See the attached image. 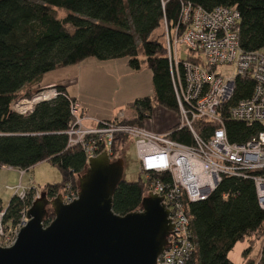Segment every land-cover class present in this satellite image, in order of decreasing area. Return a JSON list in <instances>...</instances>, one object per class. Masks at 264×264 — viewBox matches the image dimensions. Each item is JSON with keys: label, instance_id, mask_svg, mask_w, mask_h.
Returning <instances> with one entry per match:
<instances>
[{"label": "trees", "instance_id": "16d2710c", "mask_svg": "<svg viewBox=\"0 0 264 264\" xmlns=\"http://www.w3.org/2000/svg\"><path fill=\"white\" fill-rule=\"evenodd\" d=\"M183 1L0 0V168L28 170L49 161L63 177L62 182L44 188L49 198L68 183L79 189V177L86 171L88 160L80 145H70L67 133L75 120L69 99L75 97L65 85L42 82L45 74L91 57L102 61L128 58V64L139 70V55L143 49L152 70L158 104L178 111L164 40H153L151 36L163 28L164 19L170 26L177 24ZM190 1L207 10L217 6L238 9L241 46L246 51L264 48V0ZM56 7L71 12L59 18ZM51 86L60 92L58 97L38 103L32 113L20 114L13 108L17 99L31 97L34 91ZM254 86L251 79L239 77L230 105L251 97ZM131 105L136 115L125 117L122 123L144 127L145 120L153 116V100L139 98ZM227 110H224V123L232 143H245L263 130L260 124L250 125L230 118ZM194 126L207 138L218 125L199 120ZM167 133L176 142L195 145L192 132L181 128L180 124ZM129 139L127 135L116 137L112 145L114 152ZM151 177L170 180L169 175L152 174ZM147 183L148 179L144 181L141 177L137 181L123 180L113 197L115 213L126 215L142 209L143 200L148 196ZM33 190L26 200L12 197L8 219L17 221L20 218L21 211L32 202ZM189 210L196 247L185 264H235L230 253L239 242L249 241L243 252L245 257L258 240L264 242V209L258 202L251 177L224 176L207 199L189 203ZM261 253L259 264H264V243ZM245 264H253V260L248 259Z\"/></svg>", "mask_w": 264, "mask_h": 264}, {"label": "built area", "instance_id": "2783aa9c", "mask_svg": "<svg viewBox=\"0 0 264 264\" xmlns=\"http://www.w3.org/2000/svg\"><path fill=\"white\" fill-rule=\"evenodd\" d=\"M240 24L241 14L236 8L217 6L207 10L190 0L182 2L176 25L170 26L164 19L163 40L174 77L179 124L192 132L194 146L174 141L167 132L160 134L145 127L122 123L126 117L124 112L114 121L101 120L97 126L88 127L84 124L81 103L69 99L75 119L67 132L70 145H80L87 160L103 151L113 159L117 152L112 145L119 135H127L135 141L141 171L148 179L146 192L163 198L162 203L169 209L173 225L166 249L157 264H185L190 259L196 242L189 203L207 199L224 176L251 177L258 202L264 209V48L258 51L243 49ZM180 46L189 53L187 59H181ZM230 65L235 67V72L226 76L222 69ZM239 77L251 79L254 91L251 97L230 105ZM59 94L56 87L43 88L30 98L17 100L13 108L27 115L38 103L52 101ZM226 108L230 118L250 125L260 124L263 130L245 143H232L224 123ZM199 120L218 126L204 138L194 126ZM21 171L23 174L25 170ZM152 174L169 175L170 180L152 178ZM10 189L14 190L13 196L21 200H26L32 189L34 192L30 206L21 211L17 221L7 218L9 205L4 207L0 199V245L4 247L15 244L21 229L29 222V209L42 193L35 187H24L21 181ZM79 193L78 188L68 183L52 199L61 196L68 204L76 200ZM45 225H48L46 221ZM262 243L263 240L253 264L261 261Z\"/></svg>", "mask_w": 264, "mask_h": 264}, {"label": "water", "instance_id": "95a60500", "mask_svg": "<svg viewBox=\"0 0 264 264\" xmlns=\"http://www.w3.org/2000/svg\"><path fill=\"white\" fill-rule=\"evenodd\" d=\"M123 175V160L103 151L88 160L73 202L42 191L15 244L0 245V264H157L173 229L169 209L150 193L142 209L115 213L113 197Z\"/></svg>", "mask_w": 264, "mask_h": 264}, {"label": "rangeland", "instance_id": "374dc122", "mask_svg": "<svg viewBox=\"0 0 264 264\" xmlns=\"http://www.w3.org/2000/svg\"><path fill=\"white\" fill-rule=\"evenodd\" d=\"M55 9L59 18H64L71 12L66 8L56 7ZM163 31L161 27L152 34L151 39L162 41ZM180 49L181 59H187L189 53L186 48L180 46ZM139 60L141 68L138 70L128 64V58L102 61L91 57L83 62L51 71L45 76L46 79H53L60 85H66L71 95L78 96L85 111L83 113L100 116L105 120L116 119L121 112H124L127 118L134 117L136 111L131 103L139 98L150 97L154 102L153 116L145 120L144 127L147 130L160 131V134H164L180 123V114L176 110L158 104L152 70L147 65L143 49L140 51ZM222 72L226 76H232L235 67L233 65L223 67ZM37 92L34 91L33 95ZM22 98L30 97L24 96L19 99ZM84 118L86 125L88 121H86V116ZM113 159L123 160L124 180L137 181L140 177L144 181L147 180L145 173L141 172V162L133 139L121 145ZM62 179L60 170L49 161L40 162L25 170L23 174L16 168L12 170L1 167L0 199L3 206L7 207L14 195V190L10 188L17 186L20 181L24 187H35L42 192L48 184L60 183ZM53 218L54 215L51 220ZM248 246L249 241L246 240L239 242L232 250L230 258L235 264H245L248 259H257L261 242L258 240L249 256L245 257L243 252Z\"/></svg>", "mask_w": 264, "mask_h": 264}, {"label": "crops", "instance_id": "0c3cea01", "mask_svg": "<svg viewBox=\"0 0 264 264\" xmlns=\"http://www.w3.org/2000/svg\"><path fill=\"white\" fill-rule=\"evenodd\" d=\"M52 80L53 79H51V80L50 79H46V76L44 75V78H43V82L42 83L43 84H50V85L58 84L57 81H54V80L52 81ZM61 85H63V84H61ZM67 89H68V87H67ZM69 94H70V92H69ZM71 96L75 97V99L78 100L81 103V105H82V101L79 99L78 96H75V95H71ZM82 109H83V106H82ZM83 112H85L84 109H83ZM84 115L86 116V121H88L87 124H86V126H88V127H95V126L98 125V122L99 121L105 120L103 117L96 116V115H87L86 113H84ZM154 132L161 133L160 131H154ZM3 168L4 169H12V170H15V168H10V167H7V166H4Z\"/></svg>", "mask_w": 264, "mask_h": 264}]
</instances>
